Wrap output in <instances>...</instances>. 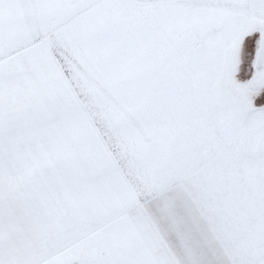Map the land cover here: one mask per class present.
<instances>
[{
    "label": "snow or ice",
    "instance_id": "obj_1",
    "mask_svg": "<svg viewBox=\"0 0 264 264\" xmlns=\"http://www.w3.org/2000/svg\"><path fill=\"white\" fill-rule=\"evenodd\" d=\"M0 264H264V0H0Z\"/></svg>",
    "mask_w": 264,
    "mask_h": 264
}]
</instances>
